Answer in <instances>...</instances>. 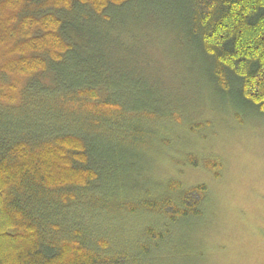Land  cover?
<instances>
[{"label": "trees", "instance_id": "trees-1", "mask_svg": "<svg viewBox=\"0 0 264 264\" xmlns=\"http://www.w3.org/2000/svg\"><path fill=\"white\" fill-rule=\"evenodd\" d=\"M138 1L0 0V264H149L150 248H157L165 236L157 231L159 224L169 232L168 226L179 219L202 216L208 196L204 185L187 190L172 180L162 186L161 196L152 198L146 186L130 188L132 166L127 169V158L133 160L134 152L125 146L151 149L145 133L159 135L154 128L157 116L129 114L137 121L117 131L116 119L126 120L128 115L122 102L108 99L107 88L94 79L99 67L105 68L104 61L73 56L79 45H87L85 38L97 36L99 43L117 46L108 34L111 26ZM150 2L153 18L167 21L201 54L220 95L264 114V0ZM78 16L92 31L100 23L104 34L74 32L72 22ZM71 61L76 69L68 78L61 72L50 89L39 86L44 93L59 94L54 104L45 100L49 114L42 120L55 127H39L37 117L30 123V116L9 125L5 116L10 111L32 102L36 109L44 108L28 94L37 86V76L52 74ZM39 97L34 100H44ZM85 129H103L107 136L120 133L98 147ZM165 140L158 142L169 147ZM191 154L177 164L203 166L217 174L219 161H196ZM135 189L140 195L134 196ZM135 219L154 225L129 241L122 226ZM150 264L158 261L151 258Z\"/></svg>", "mask_w": 264, "mask_h": 264}, {"label": "rangeland", "instance_id": "rangeland-1", "mask_svg": "<svg viewBox=\"0 0 264 264\" xmlns=\"http://www.w3.org/2000/svg\"><path fill=\"white\" fill-rule=\"evenodd\" d=\"M151 9L150 0H139L133 4L131 13L118 17L108 33L117 40V46L99 43L95 36L85 38L88 40L83 44L87 45H79L73 54L104 61L105 68L99 67L94 79L107 88L104 95L108 94V99L122 102L128 115L126 120L116 119L117 131L122 126L123 130L130 129L137 121L129 119V114L137 118L134 113L154 112L157 116L154 128L160 136H148V130L145 133L151 149L146 150V145L141 144L125 146L134 152L133 160L127 158V169L132 166L128 173L130 188L146 186L151 198L160 195L162 186L172 180L187 190L201 185L208 189L201 217L179 219L168 226L169 232L162 223L160 229L157 226V231L165 236L157 242V248H150L147 261L150 264L154 258L158 264H264V114L243 106L237 98L234 101L220 95L210 81L201 54L187 46V39L169 28L167 21L154 19ZM72 26L77 34H104L100 23L94 27L97 31H92L91 24L80 16ZM75 69L71 61L52 74L37 76V86L28 94L34 99L40 95L44 100L30 101L44 108L36 109L32 102L25 109L8 112L7 123L16 124L24 116L26 119L30 116V123L34 121L32 117H37L39 127H55V123L43 124L42 120L44 114H49L45 100L54 104L60 99L59 94L44 93L39 86L50 89L62 77L61 72L68 78ZM166 118L168 121L164 122ZM76 120L82 123L80 117ZM112 132L115 133L114 127ZM106 133L103 129L86 130L89 140L98 147L114 141L120 132L110 136ZM161 137L166 138L169 147L158 142ZM191 153L196 161L220 162L217 174L203 166L177 164ZM108 182L114 183L105 181ZM132 193L140 195L136 189ZM152 222L127 220L122 230L129 241H134L141 231L153 227ZM119 235L114 234V238Z\"/></svg>", "mask_w": 264, "mask_h": 264}]
</instances>
